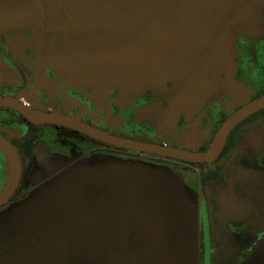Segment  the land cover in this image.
Wrapping results in <instances>:
<instances>
[{
	"label": "flooded vegetation",
	"instance_id": "1",
	"mask_svg": "<svg viewBox=\"0 0 264 264\" xmlns=\"http://www.w3.org/2000/svg\"><path fill=\"white\" fill-rule=\"evenodd\" d=\"M0 98L15 105L0 104V264H91L85 241H55L41 200L66 203L72 166L100 153L184 175L192 264H264V103L251 107L264 98V0H0ZM18 108L193 156L227 128L193 160ZM99 193L83 184L84 199ZM102 243L96 258L115 262L118 245Z\"/></svg>",
	"mask_w": 264,
	"mask_h": 264
},
{
	"label": "rangeland",
	"instance_id": "2",
	"mask_svg": "<svg viewBox=\"0 0 264 264\" xmlns=\"http://www.w3.org/2000/svg\"><path fill=\"white\" fill-rule=\"evenodd\" d=\"M93 161L77 162L62 181L69 196L66 203L50 205L47 199L41 200L56 212L57 220L47 222L56 231L55 241L66 235L85 241L91 264H102L103 259L99 261L92 251L101 240L118 245L111 264H192L185 219L194 206L188 201L190 186L184 175L168 166L105 153L96 154ZM86 182L99 189L98 197H82ZM61 249L71 252L66 245ZM84 260L81 254L71 258L76 264Z\"/></svg>",
	"mask_w": 264,
	"mask_h": 264
},
{
	"label": "water",
	"instance_id": "3",
	"mask_svg": "<svg viewBox=\"0 0 264 264\" xmlns=\"http://www.w3.org/2000/svg\"><path fill=\"white\" fill-rule=\"evenodd\" d=\"M262 103H264V98L253 102L251 107H256ZM0 104L9 105V106H13V107L15 106L11 102V99H9V98H0ZM18 110L23 115L28 117L30 120L40 121V122L52 121V122L61 123V124L75 128L81 132L87 133L93 137H96L98 139H101V140L108 142V143H111V144H115V145H119V146H123V147H127V148H136V149H140V150H144V151L170 155V156H174V157H178V158L193 159V160H206L210 157L211 154L213 155V153L215 152V150L217 149V147L220 144V140H222V138H223L224 130L227 128V124H225L223 126L221 132L219 133V137L217 138L215 145L213 146V148L209 152H207L205 154L193 156L191 154H187L185 152H181V151H178L175 149L160 147V146L153 145V144L135 142V141H132V140H129L126 138H122V137H119L116 135H112V134L94 129L92 127H89L83 123L78 122L77 120H75L73 118L67 117V116L59 114V113L40 111V110L26 111V110H22L21 108H18ZM0 147L4 148L5 151L7 153H9V151H7L6 144L1 139H0ZM13 172H14V164H13V168H12V174H13Z\"/></svg>",
	"mask_w": 264,
	"mask_h": 264
}]
</instances>
